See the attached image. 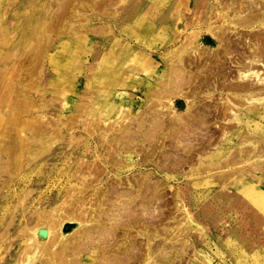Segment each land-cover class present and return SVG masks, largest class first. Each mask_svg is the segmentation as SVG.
<instances>
[{
    "label": "rangeland",
    "instance_id": "obj_1",
    "mask_svg": "<svg viewBox=\"0 0 264 264\" xmlns=\"http://www.w3.org/2000/svg\"><path fill=\"white\" fill-rule=\"evenodd\" d=\"M69 1L0 0V264H144L145 218L153 225L149 230L154 227L151 264H264V177L236 178L245 168L258 169V161L240 168L210 166L207 174L193 172L200 165L198 158L212 152L213 143L208 141L221 122L211 119L197 134L183 133L178 126L169 132L160 126L162 119L168 125L172 116L192 119L186 115L185 101L167 93L172 86L165 66L171 59L176 61L184 44L199 33L204 48L216 47L205 30L215 27L222 8L214 0L166 1L167 8H163L165 0L156 8L145 5L148 0H100L101 6L82 10L81 4L94 0H71V5ZM63 6L69 7L65 15ZM73 6L83 16L76 18L69 11ZM230 12L222 13L229 22L237 19ZM146 61L151 63L149 68ZM152 61L160 64L158 74ZM172 72L174 79L176 72ZM200 94L194 101L193 120L199 115L196 112H202V102L213 104L205 93ZM170 99L173 109L167 107ZM248 118L250 133L233 137L223 160L237 154L239 146L264 144V130L261 135L253 130L259 120ZM39 122L45 127H39ZM151 134L156 138L151 139ZM147 137L155 146L149 147V157ZM192 142L189 152L185 148ZM114 149L121 152L118 164L108 155ZM97 167L100 172L94 176L90 169ZM261 169L264 176V165ZM222 174L233 177L221 181ZM146 175L151 176L154 192L148 216L141 207L140 191ZM84 176L86 190L79 186ZM105 188L108 198L102 202L103 212L94 222L83 219L80 230L72 223L75 234L64 239L56 215L78 206L77 199H85V213L83 208L81 212L94 216L96 191L103 193ZM118 192L126 194L118 197ZM131 196H137L133 213L127 210ZM182 204L186 212L179 210ZM53 210L56 218L50 223ZM49 227L55 233L46 243ZM130 241L139 247V252L134 250L142 263L131 261Z\"/></svg>",
    "mask_w": 264,
    "mask_h": 264
},
{
    "label": "bare ground",
    "instance_id": "obj_2",
    "mask_svg": "<svg viewBox=\"0 0 264 264\" xmlns=\"http://www.w3.org/2000/svg\"><path fill=\"white\" fill-rule=\"evenodd\" d=\"M122 1H124V0H122ZM160 1L161 0H159V1L148 0L147 4H145V5H148L149 7H151L150 5L152 3L154 8H156L159 6L158 4ZM166 1L169 3L172 0H165L163 8L168 7ZM214 1H216L215 3L216 4L218 3V6L220 8H222V9L218 10V12H219L218 16H219L220 20H216L215 21V27H213L214 25H212L207 30H205V33H208L211 36V38H213L217 42L216 47L214 49L204 48L200 43V37L202 36V33H199L193 37H191V35L189 34L191 38H189V36H188L189 40L187 41L186 44H184L185 47H183V48L181 47L182 53L176 57V61L174 60L177 64H175L173 59H171V61L169 63H167V65L165 66L166 70H170L169 73L171 74V76L168 80V86L169 85L172 86L169 88V90H167V93L168 94H176L177 97L179 96L180 98H182L185 101V103L187 104V110H188V114H186V115H189V117H192V119H188V118L178 119L177 117L172 116L173 118H170L168 125L162 119L163 121L162 120L160 121V122H162L160 126H161V128H166V129L168 127L167 131L169 130V132H175V129L177 128L176 126H178L179 129L183 128V133H186L188 130H190V133L192 131H195L193 133L197 134L196 130L200 129V128H205L206 124L208 122H210L211 119H215V120L220 121L221 124H223V126L221 124L216 125L218 132L214 131L210 136L211 137L210 140L208 139L209 140L208 142L213 143L212 147H211L212 152L205 151V153H207V154H205L204 156H200L198 158V164H200V165H198L196 168H192L191 171L194 172L196 170L197 172H202L204 174H207V171L210 169V166L214 167L216 165H218V166H220V165H223V166L233 165V166H239L238 168H240L243 166L242 164H244L245 162L247 163L248 161H251V162L252 161H256V162L258 161V165H259L258 169L254 168L252 170V167H251L248 170L247 168H245V169L238 172V176L236 178L239 179V177H240L241 179H239V180H243V181H247V180L252 179V178L260 179V178L264 177L263 175H261V171L263 169V168L261 169V167L264 165V159H261V156H263V154H264V150H263L264 144L263 143L261 144L260 141L258 143H252L251 145H253V146H251L249 148H246L244 146H239V148L237 149V154H232L230 159H224L223 160L222 157H224L223 151H226L225 150L226 146L228 143L231 142L233 137L241 138V137H245L246 133H250V130L252 128L250 126V122L248 121V119H249L248 117L254 116L257 120H259L258 124L256 125L257 127L253 128V130H257V132H259L258 134H260V135L262 134V132L264 130V0H260V3L257 2L258 0H214ZM70 2H71V0L69 1V3ZM69 3H67V6ZM100 3H102L100 0H94V2L92 4H81V7H82V10H86L85 8H88V9L89 8L90 9L97 8L98 4H100ZM70 5H71V3H70ZM67 6H63V11H62L63 15H65L69 9V7H67ZM100 6H101V4H100ZM225 10L236 13L237 19L236 20L234 19L231 22L223 19L224 15L222 13ZM69 11L73 12L75 14L74 16L76 18L83 16V14H82L83 12L79 11L78 8L75 6H73L72 10H69ZM69 14H70V12H69ZM218 21H221V22L218 23ZM138 64H140V63H138ZM148 65H151V63L149 61L148 62L146 61L145 66L148 67ZM159 65L160 64H155V62L152 61V66L154 68L153 71L156 70L155 71L156 73L158 72L157 70L159 68ZM172 70H174L176 72V74L174 75V79H172L173 78L172 77V73H173ZM200 93H205L207 98H209L210 102H213V104H207V103L202 102V105H205V106H203V110L201 113L196 112L197 114H199L198 115L199 117L197 116V118H195V120H193L194 119L193 118L194 112L192 113V111L196 108L194 101H196V99L199 97ZM215 95H218L216 102H214L216 100L215 99L216 97L214 98ZM156 100L162 101V99H160V100L156 99ZM253 101H255L254 102L255 104L253 103ZM168 102L169 103H168L167 107L173 109L174 108V102L171 99ZM161 104H163V105H161ZM161 104H160L161 107L164 106V103H161ZM210 107H213L212 109H213L214 113H212V114H211ZM162 111H165V110H162ZM43 122H45V121H41V123H43ZM160 122L158 124H160ZM41 123H40L39 127H45L44 124H41ZM122 127H119V130ZM36 128H37V126H36ZM111 129L117 131L116 128L112 127ZM162 131H163V129H162ZM121 132L124 134H127V132H123V131H121ZM39 133H36V135ZM41 133H44V132H41ZM41 133L39 135H41ZM161 133H160V135H161ZM204 133H206V132H204ZM200 134H201V132H200ZM202 134H203V132H202ZM151 135H152V136H150L151 139H152V137L156 138L155 136H153V134H151ZM216 135L218 138L217 140L215 138ZM179 136H181V135H179ZM184 136H186V135L184 134ZM160 137H162V135ZM160 137H159V142H160ZM176 137H178V136H176ZM110 139H112V138H110ZM116 139H117V137H116ZM146 141L148 143V148H147L148 152L146 154V157H149V154H150V148L149 147H151L152 144H151L150 139L148 142V137H147ZM194 142L190 143V146H187V148H185V149H187V151L191 152V146L193 145ZM179 143H181V140L178 141V144ZM185 143H186V141H185ZM199 143H200V146H201V144H203V142H199ZM187 145H189V143ZM209 145L210 144H208V146ZM152 147H155V146H152ZM183 151H184V149H183ZM120 154H121L120 150L114 149V151L112 153L108 154V155H110L109 157H111V159L113 161L110 158H109V160H111V162H113V164H118L119 162L117 160V157L119 158ZM172 155L174 156L173 158H175L176 154L175 155L172 154ZM162 157L164 158V156H162ZM222 161H225V162H222ZM147 162H148V160H147ZM104 165L106 166L105 168L107 169L109 166L108 161H105ZM244 165L246 167L247 164H244ZM83 166H82V168H84ZM199 166L201 169L199 168ZM247 167H249V166H247ZM97 168L92 169L93 171H91V169H90V172H93L94 176H96V174H98L100 172V169L99 168L97 169ZM235 168L237 169V167H234V169ZM82 170L80 171L81 174H83ZM259 170H260V174H259ZM209 173H211L210 170H209ZM105 174H107V170L105 171ZM198 175H199V173H197L196 176H198ZM226 176H227L226 174H224V175L222 174L220 176L221 181H227L233 177V176L232 177H230V176L226 177ZM86 177L84 176L83 181H81L82 183L79 184V186L81 188L84 187L85 190L89 188L87 185ZM195 177H194V179H196ZM77 180H78V178H77ZM150 180H151L150 175L143 176V181H142V184L140 187L141 188L140 191H142L143 199H144L141 207H142L143 212L146 214H147V212H149V209H151V205L153 203L152 201L154 198V192H153ZM134 185H135V183L130 184V188L131 189L134 188L135 187ZM49 186H51V185H49ZM49 186L46 187L44 190L47 191L49 189ZM81 192L83 193V190ZM100 192H101V190H99V191L97 190L96 194H95V198H97V201L95 200L96 205H95V203L94 204L92 203L93 205L96 206L95 212H97L94 216H90V215L86 216V214H83V213H85V209H84L83 205L85 206L86 205L85 203H87L84 201L85 199L83 197H82V200L83 199L84 200L82 202H81V199H79V200L77 199L76 202L79 201L78 206L76 205L77 207L74 205L73 207L68 209L69 211L65 212L67 210L66 209L64 211V215L60 212L61 214H57L56 215L57 218H56L55 214H53V213H55L56 210L55 211L53 210L51 212V216L48 215V216H50L49 217L50 223L54 222L55 220H53V219L56 218L57 223L60 224V228H62L64 231V233H63L64 239L69 238L68 240H70V238L74 236L75 230L73 229L74 225L72 223H76L77 224L76 226H78L77 228H79V230H80L83 228V226H82L84 223L82 221L83 219L85 220L86 218H88L90 221L91 220L93 221L96 219L95 218L96 215H98V216L100 215V213L102 211L101 207L103 205L102 202L104 200H106V197L108 195V191L106 189V191H104L103 193L101 192L102 194H100ZM125 194H126L125 192H124V194L119 193V192L117 193V195H119L118 197L123 196ZM128 194L131 195V194H133V192L129 191ZM135 197H137V196H135ZM135 197H132L133 198L132 201L127 200L128 205H129V208L127 210H129L131 212L135 211V209H134V203L136 201ZM121 199H123V198H121ZM125 201H126V199H125ZM63 203H62V205H63ZM67 203H64V205H66ZM92 204H91V206H92ZM178 206L180 208L179 209L180 211L186 212L185 206L183 204L178 205ZM81 208H83V210H84L83 213L81 212L82 211ZM58 210L61 211V209H58ZM86 211H87V209H86ZM80 213H82V214H80ZM132 213H130L131 216H132ZM48 214H50V213H48ZM134 216H132V217H134ZM147 216H148V214H147ZM45 219H47L46 221H49L47 217ZM133 219L136 220V218H133ZM100 220L102 221V219H100V217H99V221ZM155 220H156V218H155ZM46 221H44V222H46ZM66 221H69V224L63 225V224H65ZM147 224H150V220H147L146 218L143 219V225L146 226L145 235L148 239V244L146 247L147 251L145 253L146 258H145V261L143 263L144 264H151V262H150L151 256L150 255H151V251H152L151 250L152 238H151L150 231L154 227L151 230H149V228H151L153 225H151V224L147 225ZM162 224H164V223H162ZM128 225H129V223H128ZM54 226H55V223H54ZM145 226H143V228ZM156 226H158V225H156ZM163 226H166V224L162 225V227ZM136 227H137V225H136ZM84 228L86 229V227H84ZM108 228L110 229V227H108ZM123 228H124V226H123ZM44 229H46V228H44ZM157 229H156V231H157ZM76 230H78V229H76ZM167 230L168 229L164 230V232ZM113 231H114V229H113ZM53 232H54V228L51 229L49 227V229H48L49 236L46 240V243H48L49 241H51L53 239L52 237L55 233V232L54 233ZM161 232H163V231H161ZM110 234L114 238L116 232L114 231ZM125 237H127V236L125 235ZM55 238L57 239V237H55ZM131 238H133V237H131ZM59 239H61V238L59 237ZM123 240H124V237H123ZM67 241L65 240L64 243ZM71 242H72V240H71ZM75 242H74V245H75ZM67 243H70V242H67ZM115 243H116V241H115ZM50 244L55 245L52 242H50ZM69 247H72V246H69ZM123 247H125V246H123ZM129 247L130 248H128V252H131L130 254H132V256H131L132 260L131 261L138 263L141 260L142 256L138 253H135V250H137L139 252L140 251L139 247H137L136 244L134 242H131V241H130ZM59 253H60V251H58L57 256L59 255ZM59 256L62 257V254ZM53 257H54V255H53ZM55 257H56V255H55ZM61 257H59V259ZM116 257H118V256H116ZM51 258H52V256H51ZM63 258H61L60 260H62ZM55 259H57V257ZM99 261H101V260H99ZM141 261H143V260H141Z\"/></svg>",
    "mask_w": 264,
    "mask_h": 264
}]
</instances>
